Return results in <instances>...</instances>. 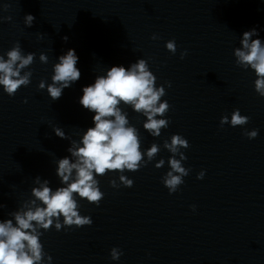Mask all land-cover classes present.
<instances>
[{"label": "clouds", "instance_id": "1", "mask_svg": "<svg viewBox=\"0 0 264 264\" xmlns=\"http://www.w3.org/2000/svg\"><path fill=\"white\" fill-rule=\"evenodd\" d=\"M4 7L6 10L7 5ZM11 19V16L0 17V20ZM34 21L33 15H25L24 24L27 27H32ZM42 35L38 33V37ZM258 35L255 28L244 32L240 40L241 47L234 49V56L237 66L254 70L257 77L254 81L255 91L264 97V44L258 38L253 39ZM151 38L156 40L159 37L154 34ZM63 39L67 42L68 37ZM165 47L172 54L177 52L175 40L167 41ZM187 54V50L182 51L180 58L183 59ZM5 55H0V86L9 97H13L22 86L27 87L31 83L32 71L23 70L34 63L36 54L29 52L25 55L20 43L16 42ZM78 59L75 50L69 49L53 65L52 83L47 84V93L53 101L60 99L63 90L80 79L81 72L76 67ZM39 60L42 64L49 62L43 52ZM156 82L157 77L149 70L148 61L138 59L129 67L112 66L106 75L96 76L93 84L83 87L79 103L84 109L95 113L94 127L88 128L79 141L71 140L67 149L70 156L56 161V175L63 186L53 191L49 180H41L37 176L34 183L38 186L31 189L32 198L24 201L18 210L8 213L12 219L0 220V264H44L45 258L51 264L52 257L44 251L40 240L43 235L41 229L48 231L53 225L57 231L73 226H91L92 219L80 214L81 205L75 196L99 207L104 193L100 190L98 176L113 171L135 172L155 159L161 151L160 146L153 143L146 152L141 151L138 130L129 124L128 114L120 105L131 106L136 113L143 114L146 117L143 128L151 136L160 137L161 130L169 126L170 120L157 117H164L171 106L166 100L161 102L166 90L163 85L157 87ZM167 86L171 87V83L167 82ZM45 87V81L41 80L38 89L43 90ZM24 103H27L26 99ZM249 120L248 116L241 115L240 110L235 109L230 121L227 115L221 117L220 125L223 127L230 123L232 127L243 126ZM53 131L61 139H70L60 127H55ZM244 135L248 139H255L258 130H246ZM189 147V142L179 134L172 135L170 142L165 140L163 143V148L172 154L168 159L170 170L162 177L169 194L178 191L184 183V177L191 171L182 163L187 157L181 149ZM164 163L161 159L155 167L159 169ZM203 176L202 170L197 179ZM119 182L112 179L109 184L119 188L121 185L132 187L134 183L123 174L119 176ZM4 207L0 203V209ZM192 207L195 210V206ZM121 255L120 249H111V259L118 260Z\"/></svg>", "mask_w": 264, "mask_h": 264}]
</instances>
